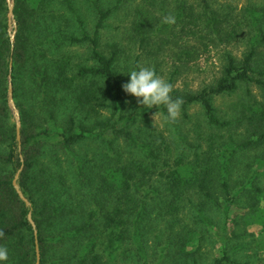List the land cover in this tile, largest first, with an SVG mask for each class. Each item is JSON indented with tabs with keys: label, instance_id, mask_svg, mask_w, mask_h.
Segmentation results:
<instances>
[{
	"label": "trees",
	"instance_id": "16d2710c",
	"mask_svg": "<svg viewBox=\"0 0 264 264\" xmlns=\"http://www.w3.org/2000/svg\"><path fill=\"white\" fill-rule=\"evenodd\" d=\"M50 1L16 0L18 32L12 41L7 2L0 0V247L8 252L4 264H37L36 240L38 264H107L105 253L114 254L115 248L125 244L134 245L147 261L146 222L153 216L164 223V251L188 260L201 250V244L192 248L194 230L183 222L189 213L208 222L203 212L214 203L222 205L227 220L233 206L264 212V178L257 168L264 173V15L257 16L253 25L246 21V14L260 7L245 6L240 19L233 18V10L220 14L213 0H138L140 5L131 10L130 26L141 54L157 51L152 49L157 41L146 11L164 8L168 2L177 11L186 43L205 37L214 42L215 35L230 42L240 39L244 29L249 33L240 56L223 53L222 75L212 85L197 92L181 90L175 87L180 69L171 73L167 82L171 97L181 101V118L165 120L164 129L157 130L146 107L122 88L127 80L117 68L123 53L118 42L102 41L108 17L136 0H115L112 7H104L102 0H87L96 16L92 31L74 0H61L77 19L78 36L62 34L49 20L41 21L39 16L48 18ZM167 26L163 23L160 29ZM33 39L38 46L46 40L53 46L84 43L94 63L73 65L66 56L40 63V52L31 47ZM196 51L181 49L178 59L189 61ZM10 84L21 104L32 96L40 107L38 114V107L33 109L29 101L19 108L20 141L16 123H9ZM242 88L230 117L220 116L213 97ZM65 93L74 105L57 132L60 139L53 143L54 151L73 154L74 146L92 135L107 147L92 164L74 160L79 182L88 187L86 195L91 198L81 220L73 219L74 208L69 204L55 202L43 171L36 167L46 147L40 134L50 132L47 127L39 129L38 116L48 108L54 118V108ZM195 104L203 110L205 125L188 119V109ZM159 109L165 117L166 108ZM139 123L147 127V134L134 132ZM21 167L18 183L29 204L13 183ZM234 169L240 172L236 178ZM220 240L226 242V232ZM213 264L253 263L234 259L224 247Z\"/></svg>",
	"mask_w": 264,
	"mask_h": 264
},
{
	"label": "rangeland",
	"instance_id": "374dc122",
	"mask_svg": "<svg viewBox=\"0 0 264 264\" xmlns=\"http://www.w3.org/2000/svg\"><path fill=\"white\" fill-rule=\"evenodd\" d=\"M6 2L8 6L6 18L9 25V34L13 41L18 32L17 19L14 13V8H16L17 4L16 0H6ZM102 2L104 7L115 5V0H102ZM138 2V0L132 1L115 9L106 20L105 27L102 30V41L104 43L116 41L123 51L117 67L120 72H127L138 65L148 66L153 68L158 76L167 81L171 73L177 68L180 69L181 73L175 75V87L181 90L197 92L203 87L215 83L222 75L223 53L225 51H231L234 55L240 56L246 48L247 38H249L247 29H244L240 39L230 42L227 39L222 40L220 37L213 35L214 42L208 41L209 38L205 37L199 41L186 43L187 37L182 34L181 23L177 22V11L173 12V4L170 5L168 2L164 8H150L146 11L147 19L153 30H155L154 41H157V43L152 44V49L153 52L157 51L152 55L141 54L137 43L132 39L130 26L131 10L135 6L140 5ZM74 3L85 22L86 28L92 31L96 16L87 0H74ZM251 4L252 8L256 6L261 8L258 9L259 11L252 9L246 14V21L248 24L253 25L257 16L264 15V0H213L212 2V6L217 8L220 14L233 10V18L240 19L244 17V7ZM10 7L13 9V13H10ZM46 13L48 16L46 19L39 16L42 22L46 23L49 20V25L51 24V27L52 24L58 26L62 34L66 33L73 36L80 34L76 17L65 8L61 0H51ZM168 15L174 17V23L160 29V26L164 23L163 18ZM32 44L34 45L31 47H35L40 52L37 57L40 63L48 64L65 56L70 58L73 65L78 63L93 65L94 63L89 47L84 43L79 44L67 41L59 46H53L49 42L47 43L46 40L45 43L38 46L36 39H33ZM191 48L197 50L192 59L184 62L180 61L178 59L180 50ZM137 57L138 62L136 64L135 59ZM123 72L121 73L124 80L128 81L129 75ZM251 89H253V86H251ZM243 92L244 89L242 88L232 94L214 96L213 104L218 114L230 117L232 105L239 101ZM29 94L30 90L28 89L27 98L30 96ZM28 101L34 105L32 106L33 109L38 107L36 111L38 114L39 102L32 96H30V100L27 99L21 104L19 98L16 99L12 94L11 99L9 95L8 103L11 109L9 123H17L15 110H18V115L20 116L19 108ZM73 105L71 95L65 93L60 106L54 108L56 112L54 118L50 117L48 108H43L41 115L38 116V121L42 123L39 129L47 127L50 132L49 134H40V139L44 140L46 147L38 158L36 167L43 171L44 178H46L49 185L48 190L55 202L69 204L74 208L73 219L81 220L85 216V211L87 212L91 205V198L86 195L88 187L79 182L76 161L74 160L80 158L92 164L107 147L97 140V137L92 135L75 145L73 154L67 155L62 151H54L55 149L52 145L60 139L57 132L63 126L64 120L72 110ZM159 108L160 106L158 108L156 106L146 108L157 130L165 127V119ZM188 112L191 116L188 118L189 120H195L205 125V116L200 105H193L188 109ZM178 117L181 118L180 111ZM137 126L139 127L134 128L135 133L140 135L147 134V127L143 123H139ZM257 168L260 172L259 176L264 178V173L262 172L261 174V167ZM232 173L235 178L240 174L236 169ZM203 213L210 221L205 222L202 218L193 216L192 213L183 218V222L194 230L195 240L192 248L201 244V250L188 260L177 256L179 259L175 260L176 257L172 255V251H164V248H167V236L162 230L164 223L160 218L153 216V220L146 222L147 231L144 238V246L147 250V261L143 260L138 254L134 245L125 244L115 248L116 252L114 254L105 253L107 264H213L215 258L221 255L224 247L228 254L236 260L253 264H264V212H249L247 209L233 206L228 213L229 219L227 220L228 215L224 213L222 205L214 203ZM176 226L179 227V224L177 223ZM224 232L227 233V240L222 243L220 235Z\"/></svg>",
	"mask_w": 264,
	"mask_h": 264
},
{
	"label": "clouds",
	"instance_id": "9594fccd",
	"mask_svg": "<svg viewBox=\"0 0 264 264\" xmlns=\"http://www.w3.org/2000/svg\"><path fill=\"white\" fill-rule=\"evenodd\" d=\"M163 22L172 24L174 23V17L171 15L165 16ZM123 73H127L129 79L122 84V88L126 93L135 96L137 103L144 105L146 108L153 106L158 108L163 105L167 110L165 120L177 118L181 101L179 99L174 100L171 97V85L158 76L153 68L138 65L136 68ZM7 259V249L0 247V264H4Z\"/></svg>",
	"mask_w": 264,
	"mask_h": 264
},
{
	"label": "water",
	"instance_id": "95a60500",
	"mask_svg": "<svg viewBox=\"0 0 264 264\" xmlns=\"http://www.w3.org/2000/svg\"><path fill=\"white\" fill-rule=\"evenodd\" d=\"M10 13H13V9L10 7ZM12 94H13V88H12V85H10V88H9V95L12 99ZM16 119H17V123H16V126H17V137H18V140L20 141L21 139V135H20V129H21V121H20V116L18 115V110L16 109ZM22 170V167L20 168V170L17 172L14 180H13V183H14V186L16 187V189L18 190L20 196L25 200V202L27 204H29V201L28 199L24 196L23 192L21 191L20 189V186H19V183H18V178H19V174H20V171ZM29 218L32 222V224L35 226V223H34V220L32 219L31 217V214L29 215ZM35 234H37V231H35ZM36 252H37V264L39 263V260H40V251H39V246H38V241L36 240Z\"/></svg>",
	"mask_w": 264,
	"mask_h": 264
}]
</instances>
